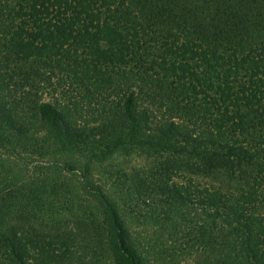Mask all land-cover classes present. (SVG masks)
<instances>
[{
	"label": "trees",
	"instance_id": "obj_1",
	"mask_svg": "<svg viewBox=\"0 0 264 264\" xmlns=\"http://www.w3.org/2000/svg\"><path fill=\"white\" fill-rule=\"evenodd\" d=\"M138 3L0 0V147L100 163L156 160L148 174L110 164L113 196L97 192L106 233L95 215L84 223L86 238L107 242L117 264H147L122 209L172 234L193 225L219 253L217 264H264V43L227 48L158 30ZM49 90L55 101L44 100ZM83 110L98 124L80 127ZM243 165L257 172L236 199L172 181L183 169L234 173ZM70 193L48 174L0 179V264H30L28 246L69 245L59 216Z\"/></svg>",
	"mask_w": 264,
	"mask_h": 264
},
{
	"label": "rangeland",
	"instance_id": "obj_2",
	"mask_svg": "<svg viewBox=\"0 0 264 264\" xmlns=\"http://www.w3.org/2000/svg\"><path fill=\"white\" fill-rule=\"evenodd\" d=\"M138 6L145 16L153 17L159 30L170 28L196 40H211L230 48L244 40L243 49L264 43V0H138ZM73 96L76 94L72 92ZM46 101H55V93L49 90L43 94ZM80 97L76 94V100ZM68 101V100H66ZM75 115L80 127L98 124L91 113ZM115 160L100 163L83 155L56 153L38 156L27 152L0 147V179L6 178L17 183L27 182L35 177L52 175L65 182L71 190L68 210L62 209L61 229H68L74 237L68 246H28L34 258L30 264H46L48 259L40 257V247L51 259V264H117L107 242L103 246L84 235V223H90L93 216L104 229L102 205L97 194L99 188L112 195V184L117 177L115 169L108 167L115 163L125 170H140L148 174L156 162L144 156H116ZM114 166V164L112 165ZM106 168L113 175L106 173ZM257 166H241L234 173L219 168L211 173L178 171L172 181L178 186L194 183L199 188L207 187L229 194L234 199L248 191L253 184ZM191 187V191H195ZM196 193V192H194ZM111 196V197H112ZM115 198V197H113ZM120 205L122 206L121 202ZM199 206V205H198ZM142 204V208H145ZM258 213L264 215V204ZM122 209V216L138 243L147 264H217L220 255L206 242L200 241L198 232L191 224L183 226L176 234L162 230L158 225L144 223L131 217ZM105 231V229H104ZM106 233V231H105Z\"/></svg>",
	"mask_w": 264,
	"mask_h": 264
}]
</instances>
